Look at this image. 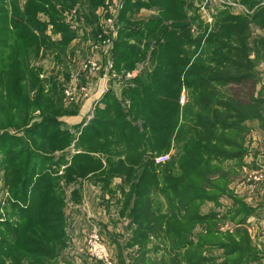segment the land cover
Returning <instances> with one entry per match:
<instances>
[{"label":"trees","instance_id":"1","mask_svg":"<svg viewBox=\"0 0 264 264\" xmlns=\"http://www.w3.org/2000/svg\"><path fill=\"white\" fill-rule=\"evenodd\" d=\"M83 1L88 4L87 15L95 17L106 0H28L24 4L7 0L6 7H0V172L5 191L0 208L8 215L3 219L0 213V264L54 263L60 255L58 242L67 239L60 181L69 182L74 172L90 166H103L102 188L112 193L118 189L124 197L121 214L130 219L128 246L137 247L136 264H165V255L160 259L151 255L166 253L168 248L172 260L214 264L218 257L205 249L216 245L211 237L217 213H203L202 206L227 194L228 177L237 174L247 153L250 122L264 124V91L247 97L230 92L231 86L254 83L260 77L248 41L253 21L263 32L256 38L255 53L264 55L263 0H241L253 11L251 15L222 12L213 29L201 26V38H194L186 18L187 0H148L159 6V16H163L153 18L158 29L147 31L157 43L151 54L157 66L148 71L155 77L148 80L144 71L124 84L129 109L122 105L124 99L105 95L104 101L110 100L103 109L105 121L99 123L102 132L81 133L88 141L95 134L97 140L92 142L100 151H82L68 165L64 155L56 159L47 152L56 145L64 149L72 140V134L57 125L58 114H53L62 106L47 102L46 82L39 79L40 70L29 64L32 57H39L41 48L49 45L64 52L77 38V27L62 17ZM166 20L175 23L168 25ZM133 24L129 37L128 29H123L124 34L120 30L121 40L114 48L116 66L129 39L147 26ZM130 46V55L123 60L132 65L139 48ZM51 84L54 91L59 89L55 81ZM183 88L189 98L185 105L179 102ZM38 111L42 118L36 122ZM127 113L134 120L127 119ZM95 153L106 157L105 166ZM167 153L169 160L156 163V156ZM62 166L64 173L59 175ZM116 177L122 181L113 189L111 181ZM77 195L79 189L73 196L78 199ZM254 213L255 208L242 200H234L229 212L233 219L240 218L241 225ZM198 227H204L206 234L195 233ZM243 234L238 241L223 238L222 264H248L259 258L248 232Z\"/></svg>","mask_w":264,"mask_h":264},{"label":"rangeland","instance_id":"2","mask_svg":"<svg viewBox=\"0 0 264 264\" xmlns=\"http://www.w3.org/2000/svg\"><path fill=\"white\" fill-rule=\"evenodd\" d=\"M25 1L28 0H20L21 4H24L23 2ZM128 1L132 5L128 4ZM6 4L7 0H4L0 4V7L1 5L6 7ZM143 4H147V6H142ZM262 4H264V0ZM162 5L165 6L164 4ZM87 6L88 4L83 1L76 4L74 9L66 11L63 15L62 18L66 23H72L74 28L77 27L76 35L78 34L74 41L65 46L64 52H61L56 47L49 48L48 45L46 49L41 48L39 57H32L29 64L30 68L35 67L40 70L39 79H44L46 82L44 86L48 90H46L47 97L49 98L47 102L53 106H62V108L53 110V114H58L60 124L57 125H59L60 129L71 133L72 140L66 146L67 148L60 149V146L56 145L54 151L47 152L51 153L56 159L60 155H64L63 159L66 161L64 164L67 163L68 165L71 164L73 155L82 151L92 152L98 150L96 144L92 142L93 140H97V136L94 134L88 141L82 137L81 133L84 132L88 135L94 129L98 132V135L102 132L103 128L99 126V123L105 121L103 109L106 108L108 100H110L105 99L104 101L105 95H110L113 99H124L122 105L126 109H129V100L125 98L124 91H122L125 88L124 84L128 80L138 77L144 71H147L148 80L155 77L154 72L150 74L148 71L155 69L157 66V61L155 60V62L151 58L152 50L156 47L157 43H154L156 40L153 36H149L147 31L154 28L153 18L163 17L159 16V6H155V4L150 5L148 0H106L105 4L94 12L95 17L87 15L84 10ZM168 7L171 8L170 6ZM186 11V18H188L189 24L192 27L194 38H201V26H208V30L213 29L217 20L216 17L222 12L243 15H251L253 13L241 0H187ZM86 20H91L92 23L86 24ZM162 20L165 21L164 18ZM197 20L201 22L197 23ZM136 22L146 23L147 26L146 28H142L141 32H137L139 35L129 39V44L126 45L127 50L121 51L120 48L118 52L121 51L120 54L123 57L120 60L121 62L116 66L114 56L116 57L117 53L114 48L115 44H118L121 40L120 30L124 28L128 29V35L126 36L129 37L130 29L135 26L133 23ZM174 23V20H166L165 24L174 25ZM154 29L158 28L155 27ZM51 31L52 28L49 27L48 33H51ZM122 32L124 34L126 30ZM250 33L251 36L248 44L251 48L255 71L258 77H260L254 83L230 87L232 89L230 92L239 93L243 97L264 91V55H262V51L259 54L255 53L258 45L256 38L261 37L263 32L258 23L251 21ZM53 37L57 39L60 38V35H54ZM130 43H132V46H130ZM161 43L168 45L163 39ZM129 46L138 47L140 50H136L133 54L132 65L129 64L130 60L127 62L123 60L124 57L130 55L128 53ZM189 49L192 50L193 47H189ZM143 55L145 57L144 60L141 59ZM92 61L99 63V69L91 70L93 69ZM161 63H163V60ZM150 75L152 77H149ZM25 77L28 79L29 74H26ZM52 81L58 84L60 90L54 91L51 84ZM188 100V91L186 88H183L179 102L181 105H185ZM37 113L36 122L42 118L39 115L40 111ZM126 115H129V117L126 116L127 119L134 120L130 117V114L127 113ZM250 125L256 131L258 130L259 125L256 121L250 122ZM261 125L264 124L261 123ZM257 132L261 135L260 137L253 134L254 137H258L259 139L258 147L260 151L254 156L257 159L252 157L248 160L252 161L255 159L256 162L263 163V167L255 169L253 167L254 164L248 165L242 172L232 174L234 186L233 188H228V194L234 200H242L248 206L254 207L255 213L251 216L260 218V221H251V223L247 222V219L244 224H247V227L250 229L247 230L245 226L238 225V222L241 221L240 218L233 219L231 216L232 222L229 220L228 223H224L226 221H221L217 218L218 223H215L212 229L215 235L211 237V242L216 245L209 246V248L204 247L207 250V254L218 257L214 264H222V261H224V258H221L224 250L220 246L223 238L231 236L238 241L242 239L244 231L248 232L253 246L254 244L256 246L260 245L261 251L258 249L255 251L258 254H264V131ZM247 151L249 150L247 149ZM95 155L100 157L104 166L107 164L106 157L97 153ZM159 156L161 155L155 157V161ZM156 163L159 162L156 161ZM102 167L90 166L87 169L78 170V172L72 174L71 179L67 180L69 182L61 179L60 186L64 188V234L67 236V239L61 241V243L58 242L60 255L53 264H101L89 255L87 240L92 229H97L100 233L110 250L113 264H136V261H138V255L135 252L137 247L128 246L132 237V233L128 229L130 219L126 216H121V204L118 208L116 206L118 205L117 198H119L121 192L117 189L112 193L102 188V184L105 182L102 177L104 172ZM63 170L64 167L62 166L59 175H63ZM119 179L120 177L113 178L110 187L114 189L120 184L118 182L120 181ZM241 180H243L242 183ZM1 184L2 172H0V202L2 195L5 193V191L1 190ZM77 189L80 192V195H77L78 199L73 196ZM243 194H245V200L242 199ZM114 198L117 202L114 201ZM246 198L250 203L246 202ZM229 201L230 198L227 195L219 197L217 201L208 200L203 204L202 212L208 213L214 211L217 213V216L229 218L228 214L231 209H228L229 206H227ZM0 213L3 219L7 218L8 215L5 209L0 208ZM120 218H123V221H119ZM195 233L206 234L204 227H198ZM168 250L170 251V248ZM168 250L166 253L161 251L157 254L153 253L151 256L155 259H160L162 255H165V258L163 257L165 264H186L181 259L172 260ZM248 264H264V262L250 261Z\"/></svg>","mask_w":264,"mask_h":264},{"label":"crops","instance_id":"3","mask_svg":"<svg viewBox=\"0 0 264 264\" xmlns=\"http://www.w3.org/2000/svg\"><path fill=\"white\" fill-rule=\"evenodd\" d=\"M257 123H258V130L257 131H261V132H263L264 131V128L262 127V125H261V122H259V121H257V120H255ZM250 131L247 133V135L245 136V139H246V142H245V146L247 147V149L249 150V151H247V153H246V155L244 156V158H243V165H241L238 169H237V173H240V172H242L243 170H245L246 168H247V166L248 165H253L254 164V168L255 169H258V168H262L263 167V163H258V162H256V160L255 159H257L256 157H254V156H256L258 153V151H260V149H259V147H258V137L256 138V137H254V134H256V135H258L259 137L261 136V135H259V133L255 130V129H253V127H252V125H250ZM254 133V134H253ZM256 139V140H254V139ZM263 151V150H262ZM250 152H251V154H250ZM252 157H254L255 159H253L252 161H249L248 159L249 158H252ZM261 158H263V156H261ZM253 162V163H252ZM234 163L233 162H231V163H227V166L228 165H233ZM227 166L225 165V169H228L227 168ZM233 174V173H232ZM230 175L228 178H229V183H228V188H233V186H234V178H233V175ZM120 181H118L119 183H121V181H122V179L120 178L119 179ZM243 182V180H241V183ZM229 190V189H228ZM235 191V190H234ZM229 193V191L227 192V196L230 198V201H229V204L227 205V206H229L228 207V209H230V208H232L233 207V205H234V199L231 197V195H229L228 194ZM225 196V195H224ZM221 197H223V196H221ZM123 199H124V197L122 196V194L119 196V198H117V200H118V205H116L117 206V208L120 206V204H121V208H122V204H123ZM242 199L243 200H245V194H243L242 195ZM117 200L114 198V201L115 202H117ZM246 202L247 203H250V201L249 200H247V198H246ZM226 206V207H227ZM213 207H216V206H213ZM120 211H121V209H120ZM218 212V211H217ZM121 216H122V214H121ZM228 216H229V218H227V217H224V216H222V217H220V215L219 216H217V218H219V220H221V221H226V222H224V223H228L229 222V220H230V222H232V220H231V216L228 214ZM254 216H256V215H254ZM218 220V219H217ZM119 221H123V218H120L119 219ZM251 221H253V222H256V221H260V218H257V217H253V216H250L249 218H248V221L247 222H251ZM252 223V222H251ZM250 223V224H251ZM239 226H245L246 228H247V230H250L248 227H247V224L246 225H240V224H238ZM237 225V226H238ZM119 245V244H118ZM254 247V249L255 250H259V251H261V248H259L260 247V245H258V246H256L255 244H254V246H252V248ZM259 255V258L258 259H256V260H251V261H259V262H264V254H258Z\"/></svg>","mask_w":264,"mask_h":264},{"label":"built area","instance_id":"4","mask_svg":"<svg viewBox=\"0 0 264 264\" xmlns=\"http://www.w3.org/2000/svg\"><path fill=\"white\" fill-rule=\"evenodd\" d=\"M91 63L93 65V69L91 70L99 69V63L95 61H92ZM169 158L170 154H163L157 157L156 161H158L159 163H164L169 160ZM87 243L89 247V255L94 260H98L101 264H113L110 250L97 229H92V231L89 233Z\"/></svg>","mask_w":264,"mask_h":264}]
</instances>
